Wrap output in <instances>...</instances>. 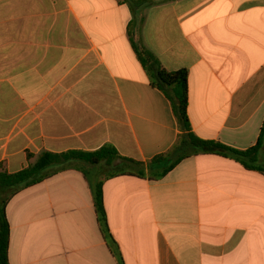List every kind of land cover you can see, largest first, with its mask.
Here are the masks:
<instances>
[{
    "label": "crops",
    "instance_id": "0c3cea01",
    "mask_svg": "<svg viewBox=\"0 0 264 264\" xmlns=\"http://www.w3.org/2000/svg\"><path fill=\"white\" fill-rule=\"evenodd\" d=\"M142 49L188 72L199 138L256 145L264 0H0V171L43 152L111 145L148 163L170 151L178 121ZM104 202L115 252L78 168L20 191L6 207L10 264H264V175L234 159L199 154L159 180L115 177Z\"/></svg>",
    "mask_w": 264,
    "mask_h": 264
},
{
    "label": "trees",
    "instance_id": "16d2710c",
    "mask_svg": "<svg viewBox=\"0 0 264 264\" xmlns=\"http://www.w3.org/2000/svg\"><path fill=\"white\" fill-rule=\"evenodd\" d=\"M122 1L132 2V0ZM139 57L151 85L160 90L172 105L181 132L176 144L170 151L155 157L148 163L123 157L114 146L106 145L93 152H43L28 168L20 172L10 174L0 171V264H10V224L6 214V207L10 200L20 191L35 186L70 167L81 170L90 182L102 233L114 252L116 243L110 234L104 202L106 180L120 176L159 180L185 159L199 154H217L231 158L245 169L264 175V123L256 145L247 150H239L217 141L199 138L193 132L188 116V72L165 69L159 59L146 49L139 50ZM158 165L161 169L155 170L153 167ZM99 168L104 169L103 178L94 181L91 172Z\"/></svg>",
    "mask_w": 264,
    "mask_h": 264
}]
</instances>
